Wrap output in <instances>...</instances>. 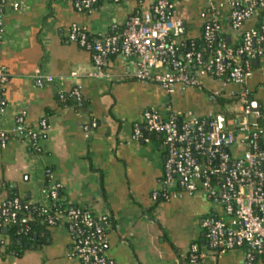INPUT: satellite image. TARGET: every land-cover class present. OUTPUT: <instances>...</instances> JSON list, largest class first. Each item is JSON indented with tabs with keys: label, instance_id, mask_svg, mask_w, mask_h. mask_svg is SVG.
Masks as SVG:
<instances>
[{
	"label": "crops",
	"instance_id": "crops-1",
	"mask_svg": "<svg viewBox=\"0 0 264 264\" xmlns=\"http://www.w3.org/2000/svg\"><path fill=\"white\" fill-rule=\"evenodd\" d=\"M74 1L8 0L1 21L0 67L10 77L0 88L1 123L10 127L24 112L29 125L46 119L49 127L38 152L16 138L0 147V201L15 196L43 202L45 170L50 168L66 205L108 213L105 249L111 264H181L197 241L204 247L195 264H248L244 249L208 250L202 221L215 207L204 195L153 199L154 191L163 192L162 138L134 135L135 124H142L148 109L171 107L205 116L211 110L209 93L237 87L202 77V89L168 95L156 84L138 81L136 61L119 55L106 61L109 77H92V54L67 40L70 28L80 25L91 35L107 32L137 12L141 1L150 6L157 0H98L91 11L76 10ZM244 6V0H174V13L183 20L178 43L200 42L206 23L217 15L227 42L239 44L257 20L254 17L239 29L231 27L233 9ZM36 68L53 75L56 82L37 87L31 77ZM73 72L77 76H71ZM73 87L80 88L81 107L63 106L58 98L59 90L69 92ZM249 88L264 112V59L255 62ZM88 121L97 122L89 137L84 130ZM7 245L8 238L0 244V264H80L71 254L72 237L62 227H49L43 244L25 247L19 255L6 254ZM253 264L264 263L257 259Z\"/></svg>",
	"mask_w": 264,
	"mask_h": 264
},
{
	"label": "built area",
	"instance_id": "built-area-1",
	"mask_svg": "<svg viewBox=\"0 0 264 264\" xmlns=\"http://www.w3.org/2000/svg\"><path fill=\"white\" fill-rule=\"evenodd\" d=\"M97 2L75 0L74 7L91 11ZM244 3V7H235L231 13L233 29H239L264 9V0ZM7 4L8 0H0V50L4 45L1 21ZM182 25L183 20L174 13V0H157L150 6L141 1L137 12L122 24H112L109 31L91 35L85 27L73 25L67 40L91 52L90 75L94 78L109 77L106 61L119 55L136 61L134 76L138 81L156 84L168 95L178 90L202 89V77L237 87L209 93L211 110L205 116L191 110L177 112L171 107L164 111L148 109L142 124H135L134 135L144 140L151 135L162 138L166 153L163 192L154 191L153 199L167 198L169 194L204 195L215 207L213 214L202 221L208 250L223 253L244 249L248 264L257 259L264 263V112L253 109L249 88L255 62L264 59V24L246 31L237 45L221 38L217 15L206 23L200 42L179 44ZM71 76H77L76 72ZM9 77L7 69L0 67V88ZM31 77L39 88L56 82L41 68H36ZM57 94L61 101L69 94L77 107L83 105L79 87L69 92L59 90ZM2 113L0 90V147H7L16 138L38 152L49 127L47 120L31 126L21 112L13 125L6 127L1 123ZM220 116L225 117V127L219 122ZM96 127V121L86 122V136ZM45 177L49 182L43 191V202L28 203L19 197L0 201V244L8 238L3 232L5 227L20 223L27 229L38 217L47 226L62 227L71 235V254L80 264H111L105 249L108 213L96 214L79 206L62 207L58 199L60 185L50 168L45 170ZM202 255L199 246L192 244L190 263H197Z\"/></svg>",
	"mask_w": 264,
	"mask_h": 264
},
{
	"label": "trees",
	"instance_id": "trees-1",
	"mask_svg": "<svg viewBox=\"0 0 264 264\" xmlns=\"http://www.w3.org/2000/svg\"><path fill=\"white\" fill-rule=\"evenodd\" d=\"M97 5L98 4H96V6ZM255 17L257 20L254 25V28H259L261 25L264 24V9H259ZM221 38L227 41L224 34H222V31H221ZM250 98L253 100L252 92L250 93ZM60 102L63 106H72V105L76 106L75 101L69 96V94H66V99L64 101L60 100ZM33 150L36 152L35 149ZM45 182L47 186L49 182L48 177H45ZM14 197L15 196H11L8 199H12ZM58 199L62 207L69 206L65 204V201L62 198V194L60 193V189L58 191ZM25 202L30 203L29 201H25ZM109 221H110V218H109ZM48 230H49V226H47L46 223H42L38 217L36 220L29 223L27 229L25 225H22L20 223L8 225L7 227L3 229V232L8 237V245L6 246L5 253L6 254L12 253V254L19 255L25 247H36L37 245L43 244L46 241ZM19 240L21 242H19ZM194 244H197L200 248V251H202V248L204 247V245L201 242L197 241ZM206 246H207V242H206ZM200 258L201 257L198 258L197 262H199ZM181 264H191L189 261V255L186 261Z\"/></svg>",
	"mask_w": 264,
	"mask_h": 264
},
{
	"label": "water",
	"instance_id": "water-1",
	"mask_svg": "<svg viewBox=\"0 0 264 264\" xmlns=\"http://www.w3.org/2000/svg\"><path fill=\"white\" fill-rule=\"evenodd\" d=\"M252 106H253V109H255V110H261V105L257 102H253ZM219 122H220L222 127H225V117L224 116L219 117ZM19 242H21V241L19 240Z\"/></svg>",
	"mask_w": 264,
	"mask_h": 264
}]
</instances>
